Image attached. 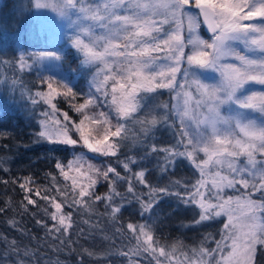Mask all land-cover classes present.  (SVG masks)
I'll list each match as a JSON object with an SVG mask.
<instances>
[{"label":"snow or ice","instance_id":"snow-or-ice-1","mask_svg":"<svg viewBox=\"0 0 264 264\" xmlns=\"http://www.w3.org/2000/svg\"><path fill=\"white\" fill-rule=\"evenodd\" d=\"M34 6L51 7L70 20L76 17L71 46L95 86L94 92L82 94L51 76H39L31 86L25 83L24 74L34 65L44 59L61 60L56 52L0 60V66L11 71V76L4 74L5 80H10L22 98L33 106H47L39 113L43 119L37 139L73 146L82 141L94 153L116 157L123 170L111 163L96 166L89 162L85 173L81 171L83 157H77V176H70L57 163L60 174L71 180L73 194L69 195L67 187L56 189L65 203L57 202L55 196L41 197L55 209L43 207L48 220L35 221L46 229V235L68 247L71 231L85 232L73 219V211H64L67 207L76 209L78 216H89L83 221L89 225V236L100 224L94 216L110 218L115 237L111 244L116 251L103 253L105 259L115 254L125 258L126 264H141V256L147 264H256L258 250L264 253V0H35ZM202 24L213 33L211 40L199 35ZM233 43L242 45V50ZM226 57L235 62L221 63ZM193 66L215 69L220 79L214 84L203 83ZM161 89L175 92L177 103L159 102ZM152 93L157 95L150 98L147 94ZM57 98L82 119L74 121L67 111L62 117L58 115ZM150 99L157 102L149 103ZM104 106L108 112L101 110ZM90 125H102L103 135L93 136ZM160 125L175 129V144L160 147L151 142ZM138 148L144 149L142 156L129 154ZM152 154L158 158L163 154V163L158 165L162 173L184 159L198 171L199 178L195 183L175 180L152 185L147 179L150 170L141 167ZM101 181L109 188L104 195L94 190ZM32 182L26 178L20 188L30 193ZM118 187H124L125 192L117 191ZM228 189L233 194H228ZM35 194L40 196V190ZM165 196L198 206V219L192 221L195 225L226 216L221 238L216 240L209 234L197 247L180 241L164 243L157 236L160 229L155 209ZM24 200L27 205L37 203L31 196ZM24 200L20 205L28 211ZM133 200L140 206L139 215H148L143 223L122 219L123 202ZM3 212L5 208L0 207ZM8 223L17 228L14 221ZM17 231L24 233L21 228ZM34 238L29 234L30 240ZM117 240H121V247H117ZM213 241L214 248L206 246ZM0 243L5 245L0 253L3 264L10 260L12 264H30L35 255L22 242L7 236H0ZM60 250L57 246L56 251ZM69 251L74 249L69 247ZM82 253L95 255L87 248Z\"/></svg>","mask_w":264,"mask_h":264},{"label":"trees","instance_id":"trees-1","mask_svg":"<svg viewBox=\"0 0 264 264\" xmlns=\"http://www.w3.org/2000/svg\"><path fill=\"white\" fill-rule=\"evenodd\" d=\"M11 0H3L2 13L3 17L9 20L12 19L9 13L12 9ZM11 11V12H12ZM11 14V13H10ZM201 32L206 38L211 36L205 34L202 26ZM64 60L72 63V66L76 71L79 70V59L75 56V52L71 49L64 53ZM77 60V61H76ZM34 83L38 80L39 76H46V71H30ZM48 74V73H47ZM83 79V76H81ZM75 91V90H74ZM157 94H153L156 96ZM150 95L149 97H153ZM159 97V96H158ZM157 97V99H158ZM79 102H83V98H79ZM156 100H149V103H155ZM58 107L61 109V115L64 111H67L72 119L79 122L82 116L72 110L68 103L63 102L62 98H57ZM47 108L37 107V113L24 115L14 111L1 110L0 109V181H8L7 184L0 183V207L5 208V212L0 213V236H7L9 240H17L22 242V246H26L30 253H35L32 256L30 264H126L125 258L111 254L107 259L103 257V253L112 252L115 253L116 248L112 247L111 241L115 237L113 236L112 221L108 217L94 216L93 219H99L100 224L96 229H92L93 235L89 236V225L83 221L89 219L87 214L82 217L76 214V209L64 208V211H73V219L77 222L79 227L84 228L83 234L78 231H71V241L68 247L59 245L58 241L54 240L52 235H46V229L35 221L38 219L48 220V217L43 214L42 208L48 207L49 211H55L47 201L41 199L42 196L48 195L49 197L55 196L57 202L65 203L64 197L60 196L56 189L63 190L69 189V195H72L71 180H66L63 175L60 174V169L56 168V164L60 163L64 166L65 171L69 172L70 176H77L74 170L76 165L75 161L77 157H83L80 163L83 165L82 172L87 173L88 163H92L96 166H101L107 163H111L122 171L120 165L116 164V157H105L99 153H94L80 141L77 145H65V144H53L46 140H38L37 133L41 130L39 121L43 119L39 115L41 111ZM103 111L108 112L107 106L102 108ZM91 111L89 112V115ZM115 123V120H113ZM93 128V132H97L96 135H103L102 125H90ZM73 138L79 140V136L73 133ZM152 143H157L160 147H166L173 145L171 140H165V137L161 131V127H158L155 135L151 138ZM147 143V142H146ZM125 151V149H121ZM144 149L138 148L135 152L129 153L137 156L143 155ZM163 154L158 158L155 154L150 155L147 159L142 161L141 167H146L150 170V175L147 179L152 185H164L171 181L180 180L186 183H192L193 176L190 169H186L185 177L182 179V175H176L170 180L169 173L171 169H168L167 173H162L158 167L163 163ZM120 159L124 157L121 155ZM72 164L73 168L69 169L68 165ZM135 171H139L140 167L133 166ZM174 171H180L176 166ZM51 174V175H49ZM55 177V181H53ZM26 178H31L33 181L28 187L33 189L32 192H26L20 188V184L25 182ZM79 181L83 180V177H78ZM138 188L146 191L142 185H137ZM36 189L40 190V196L35 194ZM98 194L104 195L109 191L107 182L101 181L94 189ZM117 191L125 192L124 187H118ZM229 194H233L229 189ZM25 196H31L37 203L34 205H27V201L24 200ZM119 199V198H117ZM24 200V204L27 205L28 211L20 205V202ZM99 203V202H97ZM103 212V208L99 209ZM140 206L134 200L129 203L123 202L122 219L127 222H139L143 223L148 219V215H139ZM157 223L159 226V232L157 236L162 239L164 243L172 244L177 241L182 242L189 247H197L202 241V235L205 233L213 234V236L219 237L218 229L223 223L224 216H220V222L214 221L213 224H209L208 221L203 222L200 225L192 223L194 219H198L195 204L185 205L181 203L175 196H165L163 200L156 206ZM12 220L16 223L17 228L24 230L22 234L17 231V228H13L8 223ZM49 224L55 223V221H48ZM223 225V224H222ZM75 227V225H74ZM205 230V231H204ZM31 234L34 239H29ZM108 237V239H105ZM64 239L65 237H61ZM127 243V241H124ZM212 242L210 243V245ZM117 247H121V240L116 241ZM60 247V251H56V247ZM69 247L74 251H69ZM87 248L89 251L95 253V255L89 257L82 253V249ZM5 250V245L0 243V253ZM14 259V258H13ZM141 264H147L145 257H139ZM0 264L3 261L0 260ZM12 264V261H9ZM256 264H264V253L259 250L256 256Z\"/></svg>","mask_w":264,"mask_h":264},{"label":"rangeland","instance_id":"rangeland-1","mask_svg":"<svg viewBox=\"0 0 264 264\" xmlns=\"http://www.w3.org/2000/svg\"><path fill=\"white\" fill-rule=\"evenodd\" d=\"M2 2L3 0H0V60H11L13 58H18L20 55H25L27 57L28 53L38 54L43 52H56L62 56L61 60L44 59L38 65H34L32 71H46L48 73H46V76L62 80L68 83L69 86L73 87V90L82 94L88 93L89 91H95V86L91 83V74L83 71L81 67L78 71H76L72 66V63L64 60V53L69 51L71 48L75 52V56L79 59V61L81 59L76 50L71 46V40L76 34V29L73 26V21L76 19L75 16H72L70 20L67 16L61 15L58 11L51 7L36 8L34 6L35 0H11L14 10L12 11L11 9L12 12L10 11L11 14L9 13V17L11 15L12 19L9 20L3 17ZM47 2L51 3L54 2V0H47ZM187 35L188 33L186 30L185 36L187 37ZM199 35L205 40H211L213 36V34H207L211 37L209 39L206 38L200 29ZM233 47L238 50H242V45L237 43H233ZM187 51L188 50L186 49V52ZM29 62L31 63V60ZM229 62L235 61L231 57H226L221 61V63ZM185 67H188L186 63ZM193 68L196 71L198 78L203 83L214 84L220 79V74L215 69L195 68V66H193ZM4 74L11 76V71L6 67L0 66V81H2L0 82V109L14 111L24 115L37 113V107L39 106H33L30 101L22 98L20 91L18 89H13L10 80H5ZM81 76H83V79ZM31 78L32 75L30 71L24 74L25 83L29 84V86L33 84ZM178 81L182 82V78L178 77ZM256 87L259 88V86ZM35 90L37 89L33 88V91ZM153 94L154 93L147 95L153 96ZM140 95L145 94L140 93ZM158 96L157 100L159 102L170 103V105L177 103V100L175 99V92H170L168 89L159 90ZM110 99L111 98L109 97V102ZM90 115H92V112ZM172 115L175 116V113L173 112ZM176 123L178 124L179 121L177 120ZM160 127L165 140L167 141L169 139L175 143L177 138L175 129L166 125H160ZM96 133L97 132H93V136L98 137ZM176 167L180 171H174L177 169L171 167L169 168L171 169V172L169 173L170 180L172 177L176 178V175L180 174L183 179L185 175H187L185 173L187 168L190 169L193 176L192 183H195V180L199 178L198 171L194 169V167L187 160L181 159L177 162ZM226 192L229 194V189L226 190ZM196 208L199 209L198 206H196ZM199 212L200 209L197 212L198 216ZM214 221H217V224H219L220 217L208 222L211 225ZM224 223H227L226 216L223 218L222 224ZM222 224L217 230L220 236H214L216 240L221 238L223 229ZM209 234L210 233L204 232L201 243L204 242L205 237ZM211 235L213 236V234ZM206 246L214 248L215 242L213 241L211 245Z\"/></svg>","mask_w":264,"mask_h":264},{"label":"water","instance_id":"water-1","mask_svg":"<svg viewBox=\"0 0 264 264\" xmlns=\"http://www.w3.org/2000/svg\"><path fill=\"white\" fill-rule=\"evenodd\" d=\"M201 19H202V17H201ZM202 27H203V30H204V32H205L206 34H213V33H211V31L208 29V27H207L206 24H202Z\"/></svg>","mask_w":264,"mask_h":264}]
</instances>
